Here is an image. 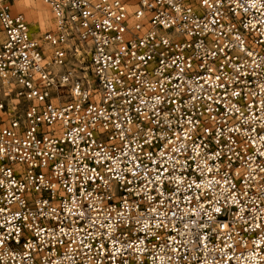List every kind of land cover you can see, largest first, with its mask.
<instances>
[{
	"label": "built area",
	"instance_id": "1",
	"mask_svg": "<svg viewBox=\"0 0 264 264\" xmlns=\"http://www.w3.org/2000/svg\"><path fill=\"white\" fill-rule=\"evenodd\" d=\"M0 0V264H264V0Z\"/></svg>",
	"mask_w": 264,
	"mask_h": 264
},
{
	"label": "rangeland",
	"instance_id": "2",
	"mask_svg": "<svg viewBox=\"0 0 264 264\" xmlns=\"http://www.w3.org/2000/svg\"><path fill=\"white\" fill-rule=\"evenodd\" d=\"M9 2L11 3V8L13 11L22 12L24 14L26 20L29 23L30 30L34 32V35L40 36L45 30L52 26V20L49 14L50 11L42 2V0H9ZM20 3H22V6L25 7L28 12L30 11L31 13H34L33 15L35 16L38 15L37 19L39 21L41 20V22L37 23L35 19L24 9L20 10ZM13 6L17 7V9H15ZM1 36L2 35L0 33V41L2 38Z\"/></svg>",
	"mask_w": 264,
	"mask_h": 264
},
{
	"label": "bare ground",
	"instance_id": "3",
	"mask_svg": "<svg viewBox=\"0 0 264 264\" xmlns=\"http://www.w3.org/2000/svg\"><path fill=\"white\" fill-rule=\"evenodd\" d=\"M24 2V1H23ZM25 10L29 15H31L34 19H35V21L37 22V23H39V22H41V20L39 21L38 19H37V17H38V15H33L34 13H31L30 11L28 12L27 10H26V8L25 7H23L22 6V3H20V10ZM36 14V13H35ZM36 17V18H35ZM41 19V18H40ZM51 20H52V16H51ZM40 27V26H39ZM29 28H30V26H29ZM1 33V32H0ZM2 35V34H1ZM2 37V36H1Z\"/></svg>",
	"mask_w": 264,
	"mask_h": 264
},
{
	"label": "crops",
	"instance_id": "4",
	"mask_svg": "<svg viewBox=\"0 0 264 264\" xmlns=\"http://www.w3.org/2000/svg\"><path fill=\"white\" fill-rule=\"evenodd\" d=\"M15 9H17V7H15V6H13ZM18 8H19V6H18ZM15 12V11H14ZM16 12H18V11H16ZM50 14V17H51V13H49Z\"/></svg>",
	"mask_w": 264,
	"mask_h": 264
}]
</instances>
